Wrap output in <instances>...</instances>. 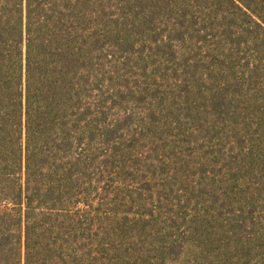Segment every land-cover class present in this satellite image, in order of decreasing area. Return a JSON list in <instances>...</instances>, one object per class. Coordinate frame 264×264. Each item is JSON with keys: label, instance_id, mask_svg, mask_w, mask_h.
I'll use <instances>...</instances> for the list:
<instances>
[{"label": "trees", "instance_id": "trees-1", "mask_svg": "<svg viewBox=\"0 0 264 264\" xmlns=\"http://www.w3.org/2000/svg\"><path fill=\"white\" fill-rule=\"evenodd\" d=\"M0 264H264V0H0Z\"/></svg>", "mask_w": 264, "mask_h": 264}]
</instances>
